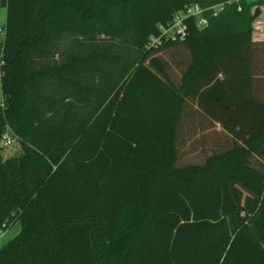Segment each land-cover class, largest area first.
Listing matches in <instances>:
<instances>
[{"label":"trees","instance_id":"16d2710c","mask_svg":"<svg viewBox=\"0 0 264 264\" xmlns=\"http://www.w3.org/2000/svg\"><path fill=\"white\" fill-rule=\"evenodd\" d=\"M222 2L144 46L185 4ZM264 0H0V264H264ZM184 45L176 83L156 54ZM262 52V56L259 53ZM187 99L231 144L176 164Z\"/></svg>","mask_w":264,"mask_h":264},{"label":"rangeland","instance_id":"374dc122","mask_svg":"<svg viewBox=\"0 0 264 264\" xmlns=\"http://www.w3.org/2000/svg\"><path fill=\"white\" fill-rule=\"evenodd\" d=\"M258 16H261V13ZM4 17L5 8H0V26L5 22ZM253 21L251 23L252 31L254 29ZM2 38L3 34L0 32V43ZM156 54L164 63L167 76L177 83L181 72L188 63L187 48L184 45L174 44L159 50ZM259 55L262 56V52ZM262 58L264 59V57ZM262 91L264 96V88H262ZM182 109L174 140L177 165H184L189 162H202L205 155L210 152L220 151V149L231 144L227 133L218 124L212 123L202 115L196 109L193 100L187 99ZM20 150L18 141L14 140L7 148H0V154L2 156L17 155ZM18 230V223H13L9 229L0 231V245L11 239Z\"/></svg>","mask_w":264,"mask_h":264},{"label":"built area","instance_id":"2783aa9c","mask_svg":"<svg viewBox=\"0 0 264 264\" xmlns=\"http://www.w3.org/2000/svg\"><path fill=\"white\" fill-rule=\"evenodd\" d=\"M222 5V2L205 6L195 2L185 4L183 8L173 12L168 22L158 24L159 33L148 37L144 46L153 48L158 46L161 42L169 40L182 41L187 31V20L194 19L196 27L200 28V26L206 23V15H216L222 8ZM14 140H17L16 134L6 126L0 136V148H7Z\"/></svg>","mask_w":264,"mask_h":264},{"label":"crops","instance_id":"0c3cea01","mask_svg":"<svg viewBox=\"0 0 264 264\" xmlns=\"http://www.w3.org/2000/svg\"><path fill=\"white\" fill-rule=\"evenodd\" d=\"M260 10H261V16H258L254 21H253V26H254V29L252 31V39L253 40H256L258 42V45H261V41L264 40V6H261L260 7ZM1 32V31H0ZM2 33V32H1ZM3 34V33H2ZM4 36V34H3ZM3 39V38H2ZM262 88H264L263 84L260 82L259 83V88H258V91L260 93V95H263V91H262ZM15 223H18V227H19V230H20V224L19 222H15ZM18 230V231H19ZM17 231V232H18ZM16 232V233H17ZM15 233V234H16ZM14 234V235H15ZM8 241V240H7Z\"/></svg>","mask_w":264,"mask_h":264}]
</instances>
